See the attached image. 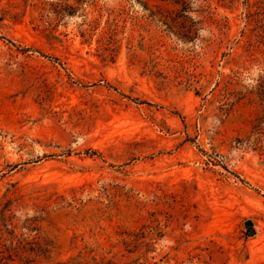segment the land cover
I'll return each instance as SVG.
<instances>
[{"label":"rangeland","instance_id":"374dc122","mask_svg":"<svg viewBox=\"0 0 264 264\" xmlns=\"http://www.w3.org/2000/svg\"><path fill=\"white\" fill-rule=\"evenodd\" d=\"M19 239L5 264H264V0H0Z\"/></svg>","mask_w":264,"mask_h":264},{"label":"trees","instance_id":"16d2710c","mask_svg":"<svg viewBox=\"0 0 264 264\" xmlns=\"http://www.w3.org/2000/svg\"><path fill=\"white\" fill-rule=\"evenodd\" d=\"M10 236H12L11 237V242L12 241H14V239L16 238L15 236H14V232L13 231H10L9 233H8ZM30 243L29 242H27V241H25V240H22V239H19L17 242H16V247L15 248H5V249H3V245H1L0 246V264H5V260L8 258V257H10V254L7 256V257H5L4 256V253H5V250L6 251H8L9 252V249H12V250H16V252L17 251H19L20 249L22 250V249H25V252H26V245H29ZM28 250V249H27ZM31 252H33V251H31ZM10 253V252H9Z\"/></svg>","mask_w":264,"mask_h":264},{"label":"water","instance_id":"95a60500","mask_svg":"<svg viewBox=\"0 0 264 264\" xmlns=\"http://www.w3.org/2000/svg\"><path fill=\"white\" fill-rule=\"evenodd\" d=\"M251 225H252L251 222H247V223H246V226H247L248 228H250ZM248 233H249V235H253V234H254V231H253L252 229H249Z\"/></svg>","mask_w":264,"mask_h":264}]
</instances>
